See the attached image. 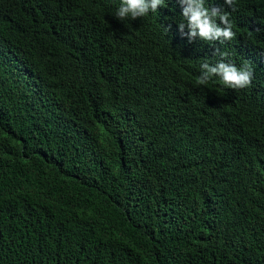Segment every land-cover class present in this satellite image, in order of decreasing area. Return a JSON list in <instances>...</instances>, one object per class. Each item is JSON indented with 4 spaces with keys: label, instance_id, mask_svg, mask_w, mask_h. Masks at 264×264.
Here are the masks:
<instances>
[{
    "label": "trees",
    "instance_id": "obj_1",
    "mask_svg": "<svg viewBox=\"0 0 264 264\" xmlns=\"http://www.w3.org/2000/svg\"><path fill=\"white\" fill-rule=\"evenodd\" d=\"M205 3L234 40L178 0H0V264H264V0ZM215 49L249 88L196 84Z\"/></svg>",
    "mask_w": 264,
    "mask_h": 264
},
{
    "label": "clouds",
    "instance_id": "obj_2",
    "mask_svg": "<svg viewBox=\"0 0 264 264\" xmlns=\"http://www.w3.org/2000/svg\"><path fill=\"white\" fill-rule=\"evenodd\" d=\"M237 2L238 0H224V4L229 6L232 12L237 10ZM178 3L182 7V19L177 27L182 35L187 36L189 42L199 38L209 44L215 41L224 44L236 38L231 13L223 8L207 7L205 0H178ZM165 6V0H121L115 18L122 22L136 20L156 13L158 8ZM214 56H219L220 59L215 63L204 60L200 64L196 77L198 86H207L217 79L227 89L243 90L251 86L254 75L251 62L244 61L237 67L227 59L228 54L220 49H215Z\"/></svg>",
    "mask_w": 264,
    "mask_h": 264
}]
</instances>
